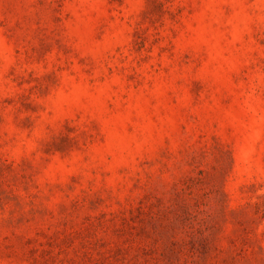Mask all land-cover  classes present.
<instances>
[{
    "label": "rangeland",
    "instance_id": "obj_1",
    "mask_svg": "<svg viewBox=\"0 0 264 264\" xmlns=\"http://www.w3.org/2000/svg\"><path fill=\"white\" fill-rule=\"evenodd\" d=\"M0 264H264V0H0Z\"/></svg>",
    "mask_w": 264,
    "mask_h": 264
}]
</instances>
